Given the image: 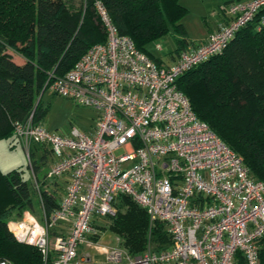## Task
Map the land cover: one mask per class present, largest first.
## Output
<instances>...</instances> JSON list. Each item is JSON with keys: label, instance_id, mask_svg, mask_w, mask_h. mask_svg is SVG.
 Instances as JSON below:
<instances>
[{"label": "built area", "instance_id": "2783aa9c", "mask_svg": "<svg viewBox=\"0 0 264 264\" xmlns=\"http://www.w3.org/2000/svg\"><path fill=\"white\" fill-rule=\"evenodd\" d=\"M93 8L105 42L90 46L63 75L50 73L43 88L92 108L98 123L91 134L72 128L61 135L31 114L13 122L27 155L33 144L45 146L54 157L48 177L67 174L69 181L47 214L34 178L40 215L24 211L8 222L9 232L35 247L41 264H237V252L245 264H261L264 180L252 178L242 157L196 116L176 79L220 54L264 0L230 2L225 24L162 65L119 33L102 1ZM119 194L143 208L151 223L165 224L168 247L130 254L93 244L101 232L93 219L114 216ZM82 246L96 248L104 260L79 254ZM0 264L13 263L0 258Z\"/></svg>", "mask_w": 264, "mask_h": 264}, {"label": "trees", "instance_id": "16d2710c", "mask_svg": "<svg viewBox=\"0 0 264 264\" xmlns=\"http://www.w3.org/2000/svg\"><path fill=\"white\" fill-rule=\"evenodd\" d=\"M94 1L0 0V139L21 144L13 134V122L31 114L34 123L41 124L44 109L39 97L47 90L43 87L49 74L63 75L90 46L105 42L103 28L94 23ZM100 1L119 33L129 36L135 47L158 65L169 63L146 47L165 36L170 27L176 35L175 50L170 52L173 60L187 46L196 45L180 23L186 9L178 0ZM263 13L260 9L220 54L176 79L196 116L242 157L250 176L258 180H264V26L258 29ZM36 146L51 154L45 146L30 147L28 159L34 174L35 161H39L34 159ZM39 188L48 214L58 206L60 193L45 186ZM37 196L22 170L0 172L1 259L13 264H41L39 251L18 243L5 223L11 210L18 216L34 204L39 206ZM118 201L112 229L123 236L130 254L143 251L152 241L166 244L163 248L170 245L162 222L151 223L146 211L126 195L119 194L114 205ZM123 206L125 210H121ZM259 245L260 263L264 264V237ZM236 262L245 264L240 252L236 253Z\"/></svg>", "mask_w": 264, "mask_h": 264}, {"label": "rangeland", "instance_id": "374dc122", "mask_svg": "<svg viewBox=\"0 0 264 264\" xmlns=\"http://www.w3.org/2000/svg\"><path fill=\"white\" fill-rule=\"evenodd\" d=\"M78 1L79 0H68L69 3ZM231 1L235 0H178L179 5L186 9L185 13L181 17L180 23L182 24L188 39L194 43L202 39L206 34L208 26H212L214 24L218 18L217 16L222 15L223 9ZM94 16L95 22H93L98 25L100 30H102L96 15ZM172 32L173 28L170 27L168 33L156 41L162 45V50H156L154 48L155 41L147 45V50L154 56L159 57L164 61L167 60L170 52H173L176 47V35H173ZM16 59L19 58L16 56ZM39 98L40 106L44 109L41 124L48 130L61 135H67L72 128H76L80 132H84L86 134L93 133L98 123L99 114L92 108L76 104L72 100L54 94L49 90H46ZM121 152L122 150H118L116 151V154H120ZM35 163V168H39L37 166L39 161H35ZM32 165V161L31 165L29 164L26 150L20 143L13 139H0V172L6 173L8 171L19 169L24 172L30 183H32L35 178L40 186L48 187V184L43 181L44 178L41 180L37 176V172L34 174ZM54 178L55 177H49L48 179L51 180ZM4 199H7V194H5ZM119 202L120 201L114 205L116 213ZM125 208L126 207L123 206L121 210H125ZM15 211L16 210H11L9 212L5 220L6 225L11 219L21 216L24 211H29L35 216L40 215V208L37 204H34L31 210H23L18 216L15 214ZM113 217L114 216L97 218V220L101 222L99 224L101 232L92 237L93 244H97V246H108L115 249H123L128 252L123 243V236L112 229V224L114 223ZM164 227L166 230V226ZM164 245L166 244L153 241L148 242L144 250L137 252L136 254L142 253L147 249L153 251L159 250L162 249ZM87 249H90V251ZM84 253H88L92 260L103 259L102 256H99V252L94 247H86V249H84Z\"/></svg>", "mask_w": 264, "mask_h": 264}, {"label": "crops", "instance_id": "0c3cea01", "mask_svg": "<svg viewBox=\"0 0 264 264\" xmlns=\"http://www.w3.org/2000/svg\"><path fill=\"white\" fill-rule=\"evenodd\" d=\"M235 1H238V0H235ZM239 1H246V0H239ZM217 17L218 18L214 22V24L212 26H208L205 36L202 39H200L198 42H196L195 44H199V43L204 42L210 33L216 31L219 28L220 25L225 24L228 21V16L225 13V8L222 11V15L221 16H217ZM174 60L169 55V58L167 60H165V61H167V63L171 64ZM33 149H34L33 152H34L35 160L36 159L39 160V163L37 165L39 168H36L37 169L36 170L37 176L41 180H43V178H44L43 181H45L48 184L47 185L48 189L50 188L51 190L57 191L58 193H60V196L62 197V195L64 193V188H65L67 182L69 181V176L67 174H64L62 176L55 177L54 179L49 180L48 179L49 177H48L47 173H48L51 165L54 162V157L51 154L44 153L43 149L42 148H38L37 146L34 147ZM100 223L101 222L99 220H97V218L93 219V224L96 227L100 228V225H99ZM84 249H86V247H84V246L80 247L79 254L84 253ZM88 251H90V249ZM99 256H101V255H99ZM97 260H93V261L94 262H101L103 259H97Z\"/></svg>", "mask_w": 264, "mask_h": 264}]
</instances>
